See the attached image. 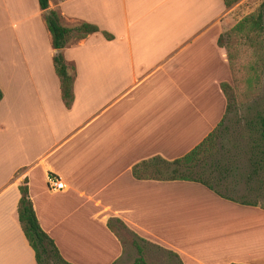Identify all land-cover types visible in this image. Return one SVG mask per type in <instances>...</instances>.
Masks as SVG:
<instances>
[{"label": "crops", "instance_id": "crops-1", "mask_svg": "<svg viewBox=\"0 0 264 264\" xmlns=\"http://www.w3.org/2000/svg\"><path fill=\"white\" fill-rule=\"evenodd\" d=\"M234 6L47 0L62 27L83 22L112 36L86 35L60 50L73 77L65 108L36 0H0V264H34L16 219L22 177L37 225L69 264L119 258L121 245L105 226L109 219L181 264H264V244L247 236L218 248L189 245L184 235L183 248L169 238L179 227L190 239L202 229L205 239V218L242 224L264 218V210L225 200L199 183L136 180L130 171L151 158H180L223 120L219 84H229L230 73L216 39ZM47 176L63 189L49 192ZM83 222L102 241L99 248L76 244Z\"/></svg>", "mask_w": 264, "mask_h": 264}, {"label": "trees", "instance_id": "trees-1", "mask_svg": "<svg viewBox=\"0 0 264 264\" xmlns=\"http://www.w3.org/2000/svg\"><path fill=\"white\" fill-rule=\"evenodd\" d=\"M224 8L228 9L239 0H221ZM38 9L43 12V19L45 27L50 35L51 48L54 51L52 56V69L55 77L58 80L59 97L65 108H69L72 102V74L67 71L60 50L68 43L80 40L86 35L100 33L101 36L109 41L112 36L104 31H99L96 26L88 23H77L72 27L65 28L59 24V16L56 12L47 9V0H36ZM218 48L223 49L225 53L226 64L232 78L235 70V64L239 56L236 47L243 45L251 49V55L254 62L247 65V70L254 72H263L264 69V0L258 5L254 13L248 14L228 31L219 34L216 39ZM219 90L225 99V113L227 112L230 103L235 99L234 88L228 83H220ZM245 96H241L242 100H246ZM1 99V92H0ZM223 115V119L225 116ZM223 120L195 147H193L186 154L171 162H166L159 158H151L149 160L140 162L131 168V175L136 180H157V181H187L199 183L207 189L213 191L219 197L237 203L243 206H257L255 203L243 201L244 199L235 200L226 197L219 193L209 183V179L203 180V167H208V171L219 170L220 181H225L230 174L238 170L237 165H231L227 161L214 160L216 139L219 137V127ZM255 126L258 141L264 144V111L255 116V119L249 118L246 127L253 128ZM213 159V160H212ZM264 161V152L260 160H249L245 171H243V181L245 184L250 181L259 167ZM208 161V164L205 162ZM233 175V174H232ZM18 201L16 206V219L21 230V233L33 252L34 264H69L62 259L52 240L40 230L34 216L30 200L27 195L26 178L22 177L17 183ZM260 209L264 210V207ZM105 226L107 230L120 243L119 232H125L131 236L130 244L135 249L136 257L129 264H147L144 260L142 247L137 243H146L147 241L137 237L134 233L129 231L125 225L117 219H109ZM148 243V242H147ZM171 253V252H170ZM173 254V253H172ZM177 259V256L173 254ZM178 260V259H177ZM179 262V260H178ZM116 260L111 264H115ZM180 264V262H179Z\"/></svg>", "mask_w": 264, "mask_h": 264}, {"label": "rangeland", "instance_id": "rangeland-1", "mask_svg": "<svg viewBox=\"0 0 264 264\" xmlns=\"http://www.w3.org/2000/svg\"><path fill=\"white\" fill-rule=\"evenodd\" d=\"M262 1L239 0L234 4L230 23L224 26L220 34L228 31L246 15L254 13ZM236 48L239 56L232 78L229 75V84L234 88L235 99L230 103L224 115L225 118L219 127V137L215 140L216 153L213 159L217 161L228 160L231 165H237L238 170L236 175L232 173L233 175L230 174L225 181L218 182L219 170H216V172L213 170L208 171V167H205L203 179H209L210 174V179L213 180H209V183L219 193L235 200L244 199L243 201L255 203L257 205L255 207L262 210L260 208L264 207V165L259 167L257 173L251 177L247 184L243 181V171H245L244 168L249 160H260L264 152V144L258 141L254 124L253 128L246 127L249 118L254 120L255 116L264 111V69L263 72L257 70L254 72L248 71L247 65L254 62L251 49L243 45ZM241 96H245L246 100H242ZM262 162L264 164L263 160ZM205 164H208V161ZM220 219L218 220L217 217L205 218V239H203L202 229H195L190 239L185 234L189 233V231H184L179 229V227H177L178 231L171 232L169 238L174 240L179 246H181L180 244L184 245V247L181 246L183 248L188 247L185 244L186 242H184L185 240L190 243L189 245H201L204 241L205 246L218 248L226 240L232 242L241 238L242 241L245 236H247V241H250V243L258 241L259 246L264 244V221H262L264 218L259 217L258 220L242 221V224H239V222H226L224 218ZM197 223L194 226L199 225L200 221ZM183 235L186 236L185 240L181 239ZM119 238L121 254L115 264H129L136 257L135 249L130 244L132 237L125 232H119ZM193 238H195L194 242H192ZM76 241L77 245H79V242L82 245H86L87 242H93V245L96 244L94 249L99 248L98 245L101 246L102 244V241H95L94 234L89 231V227L84 222L81 224L80 232L76 229ZM137 243L142 247L144 260L147 264H179L180 262L178 257L179 262L170 251L160 248L151 242L140 243L137 241ZM63 251L74 254L78 252V250L71 249H64Z\"/></svg>", "mask_w": 264, "mask_h": 264}, {"label": "built area", "instance_id": "built-area-1", "mask_svg": "<svg viewBox=\"0 0 264 264\" xmlns=\"http://www.w3.org/2000/svg\"><path fill=\"white\" fill-rule=\"evenodd\" d=\"M45 186L49 192L60 191L63 189L62 182L53 176L46 177Z\"/></svg>", "mask_w": 264, "mask_h": 264}]
</instances>
